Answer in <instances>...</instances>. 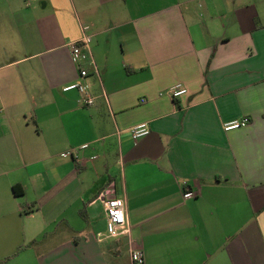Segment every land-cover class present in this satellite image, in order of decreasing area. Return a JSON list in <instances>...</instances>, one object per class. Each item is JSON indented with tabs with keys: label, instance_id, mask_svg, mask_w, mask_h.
Listing matches in <instances>:
<instances>
[{
	"label": "crops",
	"instance_id": "0c3cea01",
	"mask_svg": "<svg viewBox=\"0 0 264 264\" xmlns=\"http://www.w3.org/2000/svg\"><path fill=\"white\" fill-rule=\"evenodd\" d=\"M83 27L81 80L68 45ZM75 82L94 106L63 91ZM113 197L130 235L108 239ZM133 250L264 264V0H0V264H133Z\"/></svg>",
	"mask_w": 264,
	"mask_h": 264
},
{
	"label": "built area",
	"instance_id": "2783aa9c",
	"mask_svg": "<svg viewBox=\"0 0 264 264\" xmlns=\"http://www.w3.org/2000/svg\"><path fill=\"white\" fill-rule=\"evenodd\" d=\"M88 28H82V37L74 42L69 43L68 48L71 53L73 62L78 66L79 77L84 80L88 77L89 72L80 66V57L83 52L90 53L91 37L86 34ZM95 74L98 75V71L94 66L92 60L90 61ZM64 92L77 91L82 97L84 107H92L95 105V98L89 92V88L83 82H75L63 88ZM187 94V90L180 84L175 85L169 90V96L173 99H180ZM249 124V119L243 118L240 120L231 121L225 123L223 129L225 132L234 130H240L246 128ZM150 130L146 124L139 125L132 130V137L135 141L148 136ZM82 148H85L83 146ZM194 194L190 191L185 192L184 198H193ZM100 199V198H99ZM105 209V223L106 231L105 235L108 239H117L123 235H130V228L127 222L126 207L123 199L118 197L108 198L103 200ZM101 239V238H99ZM131 260L133 264H144V253L141 250L131 251Z\"/></svg>",
	"mask_w": 264,
	"mask_h": 264
},
{
	"label": "trees",
	"instance_id": "16d2710c",
	"mask_svg": "<svg viewBox=\"0 0 264 264\" xmlns=\"http://www.w3.org/2000/svg\"><path fill=\"white\" fill-rule=\"evenodd\" d=\"M13 192L18 197H20V196H22L24 194V191H23L22 187H20V186H14L13 187Z\"/></svg>",
	"mask_w": 264,
	"mask_h": 264
}]
</instances>
